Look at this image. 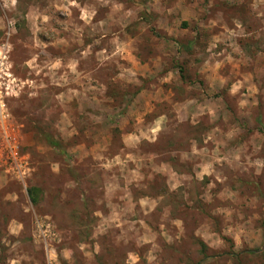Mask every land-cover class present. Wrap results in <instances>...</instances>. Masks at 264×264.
Segmentation results:
<instances>
[{
    "label": "rangeland",
    "instance_id": "rangeland-1",
    "mask_svg": "<svg viewBox=\"0 0 264 264\" xmlns=\"http://www.w3.org/2000/svg\"><path fill=\"white\" fill-rule=\"evenodd\" d=\"M2 59L0 264H264V0H0Z\"/></svg>",
    "mask_w": 264,
    "mask_h": 264
},
{
    "label": "built area",
    "instance_id": "built-area-1",
    "mask_svg": "<svg viewBox=\"0 0 264 264\" xmlns=\"http://www.w3.org/2000/svg\"><path fill=\"white\" fill-rule=\"evenodd\" d=\"M3 66H4V59H2V61L0 62V97H1L3 89H4L2 82H1L2 76L5 75V73L2 70Z\"/></svg>",
    "mask_w": 264,
    "mask_h": 264
},
{
    "label": "trees",
    "instance_id": "trees-1",
    "mask_svg": "<svg viewBox=\"0 0 264 264\" xmlns=\"http://www.w3.org/2000/svg\"><path fill=\"white\" fill-rule=\"evenodd\" d=\"M180 73H182L181 69H180ZM183 78H184V77L182 76V79H183ZM51 143H52V145H54V146L57 147V148L60 147V145H59L57 142L51 141Z\"/></svg>",
    "mask_w": 264,
    "mask_h": 264
}]
</instances>
